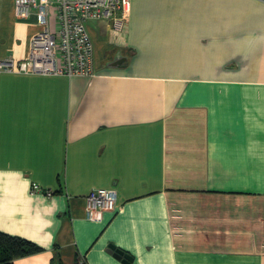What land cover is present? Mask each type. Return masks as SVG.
<instances>
[{"label":"crops","instance_id":"1","mask_svg":"<svg viewBox=\"0 0 264 264\" xmlns=\"http://www.w3.org/2000/svg\"><path fill=\"white\" fill-rule=\"evenodd\" d=\"M86 29L92 77L0 71V231L41 248L13 264H264V0H130ZM40 30L0 0V60Z\"/></svg>","mask_w":264,"mask_h":264},{"label":"built area","instance_id":"2","mask_svg":"<svg viewBox=\"0 0 264 264\" xmlns=\"http://www.w3.org/2000/svg\"><path fill=\"white\" fill-rule=\"evenodd\" d=\"M129 4L130 0H14L16 18L35 15L41 30L31 39L27 59L18 62L1 59L0 71L21 75L94 76L93 44L86 23L111 20L119 30ZM51 15L55 16L54 31L49 28ZM30 192L40 194L42 189L32 184ZM44 193L48 197L52 195L51 191ZM117 210L114 190H92L85 199V215L90 221L98 222L104 213Z\"/></svg>","mask_w":264,"mask_h":264},{"label":"trees","instance_id":"3","mask_svg":"<svg viewBox=\"0 0 264 264\" xmlns=\"http://www.w3.org/2000/svg\"><path fill=\"white\" fill-rule=\"evenodd\" d=\"M41 248L35 243L0 231V264H13L14 260L39 253ZM53 264H61L54 259ZM76 264H81L79 261Z\"/></svg>","mask_w":264,"mask_h":264},{"label":"water","instance_id":"4","mask_svg":"<svg viewBox=\"0 0 264 264\" xmlns=\"http://www.w3.org/2000/svg\"><path fill=\"white\" fill-rule=\"evenodd\" d=\"M121 58H117L116 60H115V62H114V64L113 65H117V66H119V64L121 63V60H120ZM111 250L112 251H114V255H115V257H117V258H122L123 260H124V262H130L131 261V258L127 255V254H124V253H122L121 251H119V250H115L113 247H111Z\"/></svg>","mask_w":264,"mask_h":264},{"label":"rangeland","instance_id":"5","mask_svg":"<svg viewBox=\"0 0 264 264\" xmlns=\"http://www.w3.org/2000/svg\"><path fill=\"white\" fill-rule=\"evenodd\" d=\"M93 22H96V21H93ZM89 25H91V26H95V25H97V23H90ZM81 263V262H80ZM81 264H83V263H81Z\"/></svg>","mask_w":264,"mask_h":264}]
</instances>
